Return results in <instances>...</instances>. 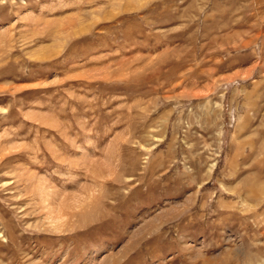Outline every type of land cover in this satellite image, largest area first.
Wrapping results in <instances>:
<instances>
[{"label":"rangeland","instance_id":"obj_1","mask_svg":"<svg viewBox=\"0 0 264 264\" xmlns=\"http://www.w3.org/2000/svg\"><path fill=\"white\" fill-rule=\"evenodd\" d=\"M249 242L264 0H0V264H235Z\"/></svg>","mask_w":264,"mask_h":264},{"label":"clouds","instance_id":"obj_2","mask_svg":"<svg viewBox=\"0 0 264 264\" xmlns=\"http://www.w3.org/2000/svg\"><path fill=\"white\" fill-rule=\"evenodd\" d=\"M236 247H240L237 243ZM235 264H264V252L254 250V245L249 242L244 245L242 254L234 257Z\"/></svg>","mask_w":264,"mask_h":264}]
</instances>
